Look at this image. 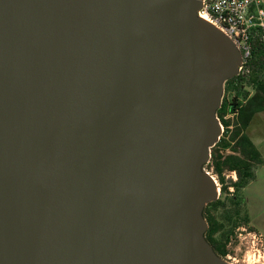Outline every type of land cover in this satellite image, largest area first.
Returning <instances> with one entry per match:
<instances>
[{"label": "water", "instance_id": "95a60500", "mask_svg": "<svg viewBox=\"0 0 264 264\" xmlns=\"http://www.w3.org/2000/svg\"><path fill=\"white\" fill-rule=\"evenodd\" d=\"M203 0H0V264H231L205 170L243 58Z\"/></svg>", "mask_w": 264, "mask_h": 264}, {"label": "trees", "instance_id": "16d2710c", "mask_svg": "<svg viewBox=\"0 0 264 264\" xmlns=\"http://www.w3.org/2000/svg\"><path fill=\"white\" fill-rule=\"evenodd\" d=\"M247 69L246 75L230 79L225 85V94L235 91L236 97L232 103L223 99L218 117L226 131L212 148L211 160L205 166L216 176L221 189L219 200L208 204L203 212L209 224L205 238L214 252L225 260L231 253L229 247L236 241V230L246 228L256 232L244 191L255 181L256 170L264 165L259 149L247 134L255 116L264 113V43L260 40L253 42ZM228 113L237 114L236 118L224 121ZM230 125L233 130L227 129ZM231 172L236 173V181L226 178Z\"/></svg>", "mask_w": 264, "mask_h": 264}, {"label": "built area", "instance_id": "2783aa9c", "mask_svg": "<svg viewBox=\"0 0 264 264\" xmlns=\"http://www.w3.org/2000/svg\"><path fill=\"white\" fill-rule=\"evenodd\" d=\"M198 16L233 40L240 49L243 58L238 76L246 75L247 64L252 55L253 42L260 40L264 43V0H203V6L198 12ZM235 97V91L224 94L228 103H232ZM239 101L241 100L239 99ZM236 115L228 113L223 117V120L233 121ZM222 129L224 135L226 128L223 125ZM227 129L233 130V126L230 125ZM208 172L217 180L212 172ZM226 178L233 181L237 180L235 172L227 173ZM242 230L246 231L245 228ZM251 233L253 238L259 239L261 245L264 246L263 238L256 232Z\"/></svg>", "mask_w": 264, "mask_h": 264}, {"label": "rangeland", "instance_id": "374dc122", "mask_svg": "<svg viewBox=\"0 0 264 264\" xmlns=\"http://www.w3.org/2000/svg\"><path fill=\"white\" fill-rule=\"evenodd\" d=\"M255 128L259 135L255 138L252 136V138L264 160L263 121H257L254 125ZM244 197L246 202L247 199L250 200L255 221L258 227L264 231V165L256 170V179L245 189ZM242 229L236 230V241L229 247L231 253L226 261L231 264H264V246L261 245L259 239L253 238L252 233L248 229L245 228L246 231Z\"/></svg>", "mask_w": 264, "mask_h": 264}, {"label": "crops", "instance_id": "0c3cea01", "mask_svg": "<svg viewBox=\"0 0 264 264\" xmlns=\"http://www.w3.org/2000/svg\"><path fill=\"white\" fill-rule=\"evenodd\" d=\"M257 121H263V123H264V113H259L258 115L255 116V118L253 119V121H252V123H251V125L247 131V134L250 135L249 137L251 138L252 141H253L252 136L255 138L256 136L259 135V132L256 131V128L254 129V125L257 123ZM253 143H254V141H253ZM247 207H248V212H249V215L251 218L252 226L255 228V230H257V229L259 230V231L257 230V234H259L263 238L264 231L258 227V225L255 221L254 214H253L252 209H251L250 200H248V199H247Z\"/></svg>", "mask_w": 264, "mask_h": 264}, {"label": "flooded vegetation", "instance_id": "af4514ba", "mask_svg": "<svg viewBox=\"0 0 264 264\" xmlns=\"http://www.w3.org/2000/svg\"><path fill=\"white\" fill-rule=\"evenodd\" d=\"M236 178H237V175H236Z\"/></svg>", "mask_w": 264, "mask_h": 264}]
</instances>
